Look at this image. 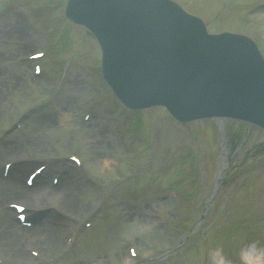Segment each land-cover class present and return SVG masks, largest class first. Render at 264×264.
<instances>
[{"label":"rangeland","instance_id":"374dc122","mask_svg":"<svg viewBox=\"0 0 264 264\" xmlns=\"http://www.w3.org/2000/svg\"><path fill=\"white\" fill-rule=\"evenodd\" d=\"M57 1L65 3L0 0V170L6 160H24L11 172L23 179L36 162L52 163L43 178L45 173L50 179L61 174L59 191L71 202L60 205L62 213L43 212V242L31 241L38 256L28 252L22 258L0 248V264H218L220 259L223 264H246L248 255L257 254L264 264L260 247L252 243L264 239V130L231 119L182 125L161 106L137 113L121 108L101 81L95 40L63 18ZM179 1L212 30L250 34L264 51V0ZM28 12L35 17L30 28L23 22ZM48 47L49 54L29 58ZM69 58L61 78L57 71ZM35 63L54 76L46 69L47 74H36ZM236 133L241 137L231 147ZM225 148L230 161L225 174L242 169L235 188L218 195L215 222L207 223L201 239L190 238L168 262L150 261L174 238L171 220L181 214L192 224L202 213ZM69 154L81 158L83 173L66 158ZM3 178L0 185L13 182ZM171 182L189 198L174 199L165 188ZM55 188H45L50 193L45 198L0 195V223L9 202L35 199L46 210L61 199L53 194ZM242 241L253 248L237 253ZM129 246L136 248L137 257H130ZM231 252L234 258L226 254Z\"/></svg>","mask_w":264,"mask_h":264},{"label":"water","instance_id":"95a60500","mask_svg":"<svg viewBox=\"0 0 264 264\" xmlns=\"http://www.w3.org/2000/svg\"><path fill=\"white\" fill-rule=\"evenodd\" d=\"M66 13L92 29L104 75L130 106L264 127V61L249 37L210 34L171 0H69Z\"/></svg>","mask_w":264,"mask_h":264},{"label":"bare ground","instance_id":"6f19581e","mask_svg":"<svg viewBox=\"0 0 264 264\" xmlns=\"http://www.w3.org/2000/svg\"><path fill=\"white\" fill-rule=\"evenodd\" d=\"M226 152V151H225ZM38 154H44L43 152H37ZM45 154H50L45 152ZM227 155V153H225ZM224 155L222 161H221V171L224 169L227 158ZM221 173V172H220ZM220 176V174H219ZM9 183L6 185H0V195L1 196H8L10 194H16V195H21V196H30V195H41L42 189H36V191L32 190H27L23 188L20 183L18 182H10L7 180ZM59 187L53 189V194L56 196V198L60 197L61 199H56L54 201V210L56 212H63V208L60 206L64 204L66 207L69 206V201L70 198L67 196H63V192L59 191ZM46 191V190H43ZM26 194V195H25ZM47 195H49V192H46ZM52 194V193H51ZM52 196V195H51ZM40 197V196H37ZM30 203L29 205L31 206L32 211L35 209L40 208V204L34 201ZM60 204H59V203ZM52 204V203H51ZM5 212V218L2 223H0V248L1 251L4 252L5 254H14L15 256L21 257L22 255L25 254L23 250V246L26 245L24 242L30 243V241L36 242V244H41L43 242V238L39 236V233H37L35 230L32 228H24L23 232H20L19 229H17V225L13 223V212L11 208H7L4 210ZM64 212H69V210L64 211ZM16 226V230H15ZM27 233L28 237L24 238V234ZM30 240V241H27ZM29 245V244H27ZM251 258V255H248ZM247 257V258H249Z\"/></svg>","mask_w":264,"mask_h":264},{"label":"clouds","instance_id":"9594fccd","mask_svg":"<svg viewBox=\"0 0 264 264\" xmlns=\"http://www.w3.org/2000/svg\"><path fill=\"white\" fill-rule=\"evenodd\" d=\"M218 264H223L222 259L218 261ZM246 264H260V254H257L255 257L247 259Z\"/></svg>","mask_w":264,"mask_h":264}]
</instances>
